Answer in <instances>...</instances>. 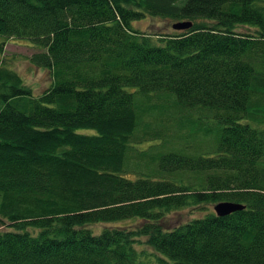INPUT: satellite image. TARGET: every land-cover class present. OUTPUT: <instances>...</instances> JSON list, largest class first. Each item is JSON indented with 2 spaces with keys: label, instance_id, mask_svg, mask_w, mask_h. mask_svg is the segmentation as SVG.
Returning a JSON list of instances; mask_svg holds the SVG:
<instances>
[{
  "label": "trees",
  "instance_id": "trees-1",
  "mask_svg": "<svg viewBox=\"0 0 264 264\" xmlns=\"http://www.w3.org/2000/svg\"><path fill=\"white\" fill-rule=\"evenodd\" d=\"M0 37L52 79L0 66V264H264V0H0Z\"/></svg>",
  "mask_w": 264,
  "mask_h": 264
},
{
  "label": "rangeland",
  "instance_id": "rangeland-1",
  "mask_svg": "<svg viewBox=\"0 0 264 264\" xmlns=\"http://www.w3.org/2000/svg\"><path fill=\"white\" fill-rule=\"evenodd\" d=\"M173 22H167L162 19L146 17L142 21L134 23L136 29L154 34H171L177 32L173 30ZM241 32H252L246 27L238 28ZM3 47V48H2ZM40 49L28 40L5 39L0 37V66L12 69L17 72L25 83L34 90L35 95H39L51 86V73L47 70L36 67L30 62V58L39 53ZM84 134H95L94 131L81 130ZM208 146V145H207ZM215 205H205L199 208L185 209L177 213L170 214L165 222L169 225H177L182 222H188L195 218L204 217L210 212H214ZM215 213V212H214ZM136 220L124 221L109 224H96L91 226L96 233H100L105 227H135ZM149 254L153 251L151 248L143 247Z\"/></svg>",
  "mask_w": 264,
  "mask_h": 264
},
{
  "label": "water",
  "instance_id": "water-1",
  "mask_svg": "<svg viewBox=\"0 0 264 264\" xmlns=\"http://www.w3.org/2000/svg\"><path fill=\"white\" fill-rule=\"evenodd\" d=\"M192 26H193L192 22L185 21V22L174 23L172 28L175 31H187L191 29ZM243 209L244 206L230 202H222L214 206V211L218 217H225L231 215L234 212L241 211Z\"/></svg>",
  "mask_w": 264,
  "mask_h": 264
}]
</instances>
